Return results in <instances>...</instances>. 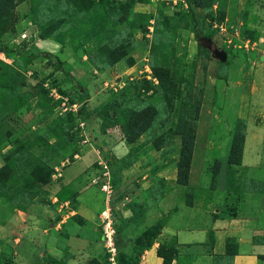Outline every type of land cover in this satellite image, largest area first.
Wrapping results in <instances>:
<instances>
[{
  "label": "rangeland",
  "instance_id": "374dc122",
  "mask_svg": "<svg viewBox=\"0 0 264 264\" xmlns=\"http://www.w3.org/2000/svg\"><path fill=\"white\" fill-rule=\"evenodd\" d=\"M15 3L17 21L0 36V264H118L136 242L177 245L170 216L194 193L198 204L216 200L245 127L243 172L264 168V0ZM60 16V32L40 37V23ZM198 30L226 60L199 47ZM47 39L56 44L40 46ZM122 92L132 112L108 107L102 118L99 106ZM132 115L146 128H127ZM183 135L194 141L186 185ZM138 199L158 217L150 224L145 211L122 227ZM201 208L180 220L206 224L212 208Z\"/></svg>",
  "mask_w": 264,
  "mask_h": 264
},
{
  "label": "crops",
  "instance_id": "0c3cea01",
  "mask_svg": "<svg viewBox=\"0 0 264 264\" xmlns=\"http://www.w3.org/2000/svg\"><path fill=\"white\" fill-rule=\"evenodd\" d=\"M52 44L56 43L47 39L40 46ZM246 150L245 142L240 164L227 163V167L222 166L220 190L213 203L203 201L198 204L194 193L192 202L186 205L181 215L170 216L165 231L168 236L176 238L179 249L172 264H216L213 258L224 255L228 244L237 247L232 264H264V168L254 165L252 170L257 168L256 174L250 176L244 173L243 170L247 168L244 162ZM133 167L136 165L125 171L129 172ZM248 179L256 183H248ZM214 187L210 189L214 190ZM197 206L202 207L200 211H205L208 206L212 208L208 222L201 226L192 222L183 223L181 216L187 215L191 221L198 218ZM155 208L146 211L150 224L158 217V209ZM141 258L142 264L163 263L157 254L156 245L145 248Z\"/></svg>",
  "mask_w": 264,
  "mask_h": 264
},
{
  "label": "trees",
  "instance_id": "16d2710c",
  "mask_svg": "<svg viewBox=\"0 0 264 264\" xmlns=\"http://www.w3.org/2000/svg\"><path fill=\"white\" fill-rule=\"evenodd\" d=\"M15 0H0V36L2 34V32H4L8 27L13 28L14 23L17 21V13L15 11ZM193 12V10H191ZM42 16V15H40ZM160 14L158 15L157 19H156V23L159 22V18H160ZM45 24L47 22H44ZM64 24V17L60 16L56 19V23L54 25H49L48 27H45L44 25H41V31H40V37L42 38H47L49 36H54L55 34H57L58 32H60L59 27H61V25ZM59 29L58 31L56 30ZM66 30L73 28L72 26H66L64 27ZM56 30V31H55ZM196 37L199 41V47L204 50L207 53H210L208 48H205L202 46L201 40L204 37H208L210 38V36H207L206 33H204L203 30H198L196 32ZM157 76L160 78L161 83L164 82L166 83V79L168 77V72L164 71V69H162V73L160 72L159 74H157ZM9 84V83H8ZM12 89L17 90L16 88H14V86L12 87ZM124 93L122 96H118L113 98L112 100H110L109 103L105 104V105H100L99 106V112H100V116L102 118H104V116H107L108 114V107H112L113 111H115L117 114L120 112L122 113L124 110H127V113L132 112L131 110V101H134L130 95H128L126 92H122ZM127 103L129 104V107L127 106ZM125 107V108H124ZM124 108V109H123ZM67 114H71V113H67ZM134 117L133 120H129L127 123V128H130L131 123L135 122L137 125L139 126H143V128H146V121H144L143 123H139V121H137V117H135L134 115H132ZM112 126H116L115 121H112L111 123ZM105 127L106 128V122H105ZM67 125H63L64 129L66 130ZM122 127H125V124L121 123ZM103 129V130H104ZM126 133L129 135V131L127 130ZM186 135H183V152L185 151V153H183L182 155V161L180 164V179H179V183L181 184H188V178L190 176V166H191V162H192V150L194 147V141L191 138H185ZM245 137H246V127L243 130V134H241V144L239 146H237V151H238V155L237 157H230V159H228V164H240L242 162V158H243V149H244V143H245ZM233 144L235 145L236 143L233 142ZM185 177V178H184ZM247 182H253L256 183L255 181H252L251 179H248ZM246 182V183H247ZM128 207L132 210L133 214L130 218L125 219L122 222V227H126L128 225H130L131 223H135L139 221V218L144 215L145 211H146V204L145 202L141 201L140 199L135 200V201H129L128 202ZM175 238V237H174ZM176 240V238H175ZM176 244H172L169 248H166L165 246H161L160 248L157 249V254L159 257H161L163 259V263L162 264H172L173 261L176 259L178 253H179V249H178V243L176 240ZM145 245H142L140 242H136L133 244V251L132 253H121L117 258L118 264H140V259H141V255L143 253V250L147 247H144ZM237 253V247L235 244H228L227 248H226V252L224 255L220 256V260L225 259L228 262H225L226 264H232L233 263V259L235 254ZM87 264H103L101 263L98 259L93 258L89 263Z\"/></svg>",
  "mask_w": 264,
  "mask_h": 264
},
{
  "label": "water",
  "instance_id": "95a60500",
  "mask_svg": "<svg viewBox=\"0 0 264 264\" xmlns=\"http://www.w3.org/2000/svg\"><path fill=\"white\" fill-rule=\"evenodd\" d=\"M204 46L210 49L215 57H218L222 61L226 60V52L220 50L214 42L208 40Z\"/></svg>",
  "mask_w": 264,
  "mask_h": 264
},
{
  "label": "built area",
  "instance_id": "2783aa9c",
  "mask_svg": "<svg viewBox=\"0 0 264 264\" xmlns=\"http://www.w3.org/2000/svg\"><path fill=\"white\" fill-rule=\"evenodd\" d=\"M111 233H107V238L108 240H111ZM111 260L113 261V263L115 264V261H114V257H111Z\"/></svg>",
  "mask_w": 264,
  "mask_h": 264
}]
</instances>
